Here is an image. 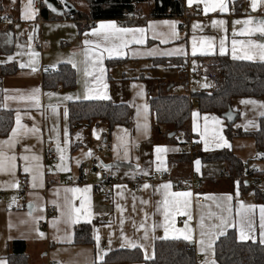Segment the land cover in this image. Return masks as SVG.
<instances>
[{
	"label": "crops",
	"instance_id": "crops-1",
	"mask_svg": "<svg viewBox=\"0 0 264 264\" xmlns=\"http://www.w3.org/2000/svg\"><path fill=\"white\" fill-rule=\"evenodd\" d=\"M46 1L54 3L0 0V17H13V22L0 26V109L14 112L12 130L0 137V142L9 143L0 145V151L16 157L14 167L0 172V259L8 264V254L22 249L15 244L24 242L27 264H104L112 251L136 248L143 259L151 260L155 240L184 239L188 235L191 239L184 240L192 244L198 264H218L214 244L228 230L233 229L240 241L261 243L264 229L260 207L264 203L258 200L248 177L222 176L227 164L221 160L204 162L192 154L189 160L180 158V147L192 140L193 148L203 152L228 149L244 167L248 164L264 175V161L254 139L236 135L228 138L227 121L222 116L197 108L190 114L187 136L178 133L169 139L172 136L165 135L167 128H154L149 100L160 91L189 96L193 91L212 89L208 79L188 77L187 72L197 62L214 60L217 55L234 59L235 52L237 60L264 62L260 50L249 47L250 43H264V35L246 33L257 21H264V0H257L255 10L252 0H225V11L217 8L207 13L203 3L189 6L184 0L192 16L182 28L175 18H147L144 24H124L117 19L76 20L65 17V13H53ZM151 6L152 3L140 5L141 14L134 20ZM22 12H31L34 18H22ZM220 20L225 22L223 26L213 24ZM245 20L252 23H233ZM101 23L144 31L113 33L105 40L91 35ZM37 41H42L40 50L34 47ZM106 48L112 50L111 55ZM246 55L253 58H243ZM60 63L74 68L75 87L45 89L43 74L55 70ZM78 100L126 104L132 109L131 125L110 128L99 119L71 125L68 106ZM230 106L236 114L232 128L245 132L258 129L264 117V97H233ZM193 113H197L195 131ZM47 139L59 156L57 164L45 160L43 142ZM157 147L164 151L156 152ZM92 156L120 182L110 185L96 172H90ZM25 167L30 171L25 172ZM192 171L202 179V189L187 181L181 187L177 185L179 178L185 179ZM158 172L164 176L156 177ZM135 173L151 178L145 183L148 188L132 189ZM165 184L170 187L165 189ZM110 189L113 196L107 201L104 194ZM184 192L192 194L187 197L188 206L177 210L173 202L185 198L173 194ZM165 199L172 213L167 221ZM49 205L55 206V213L41 228L38 221L46 217ZM74 208L80 209L77 223H72L77 215ZM82 224L90 226L91 243H75V229ZM96 236L100 238L99 245Z\"/></svg>",
	"mask_w": 264,
	"mask_h": 264
},
{
	"label": "trees",
	"instance_id": "trees-1",
	"mask_svg": "<svg viewBox=\"0 0 264 264\" xmlns=\"http://www.w3.org/2000/svg\"><path fill=\"white\" fill-rule=\"evenodd\" d=\"M58 7L59 2L52 0ZM70 1V0H69ZM87 11L76 9V13H65V17L76 20L97 21L101 19L119 20L124 24H144L147 18H175L182 28L192 14L185 7L184 0H85ZM152 6L141 18L134 20L141 11L139 6L150 4ZM44 10V7H42ZM220 75V83L217 89H203L193 91L189 96L184 94L160 93L149 100L154 128L164 126L167 128L165 135L181 133L187 136V127L192 110L197 108L200 112H212L222 116L231 109L230 101L233 97H264V62L243 61L230 59L228 56L217 55L214 59ZM11 71V70H9ZM43 87L64 88L75 87V70L67 63H60L55 70L45 71L42 78ZM69 122L99 119L108 124L110 128L121 124L130 126L132 109L126 104L112 103L109 100L75 101L69 104ZM236 118V116H235ZM236 121V120H235ZM14 123V112L8 109H0V137L10 133ZM235 123V122H234ZM233 123V124H234ZM233 124L227 123L225 134L228 138L236 136L252 137L260 157L264 161V117H261L259 127L254 131H242L232 128ZM194 146V144H193ZM192 157H199L202 161H223L227 164V175L230 178L247 176L244 163L228 149L203 152L193 148ZM181 159L189 160V153H183ZM257 175H262L257 173ZM257 191V189H255ZM258 200L264 203V193L257 191ZM75 243H91V231L89 225H80L75 229ZM15 246H21L20 251L9 253L8 264H27L24 254V242H18ZM215 261L218 264H264V244L258 241H240L234 230H228L214 244ZM154 257L151 260L143 259L142 252L134 250L112 251L106 257L104 264L122 262H143V264H198L195 250L192 244L184 239H157L154 243ZM94 264H103L94 262Z\"/></svg>",
	"mask_w": 264,
	"mask_h": 264
},
{
	"label": "built area",
	"instance_id": "built-area-1",
	"mask_svg": "<svg viewBox=\"0 0 264 264\" xmlns=\"http://www.w3.org/2000/svg\"><path fill=\"white\" fill-rule=\"evenodd\" d=\"M13 22V17L9 14H2L0 17V26L9 24ZM42 41H37L34 44V47L37 49H41L42 47ZM188 77H193L196 79H203L206 78L208 79L211 84H212V89H217L220 83V75L218 71V67H216V63L214 60H209L207 62L205 61H199L197 62L192 68L188 69L187 72ZM193 141L190 140L186 145H183L180 147V150L182 153H189L190 155L193 153ZM104 150H100L99 152H103ZM43 154L45 157V160L47 162H50L52 164H57L59 162V156L56 152V149L52 143L51 140H44L43 142ZM89 167H90V172L94 171L96 172L100 179L103 182H107L110 185L117 184L120 182L119 178L115 174H110L106 168L102 167V164L100 163L99 160H97L94 156L91 157L89 161ZM245 167L247 169V176L248 179L250 180L251 185L257 189L260 193H264V175H257L253 169L248 167V164H245ZM89 172V173H90ZM222 176L227 175L226 170H222L221 172ZM156 177H163L164 173L158 172L155 174ZM131 187L133 190H140L143 188L144 184L151 180V178L145 177L142 174H137L135 173L132 176L131 179ZM187 181L191 185H194L197 187V189H202L203 187V181L198 175V173L192 171L189 176H187L185 179L184 178H179L177 180V185L182 186L184 182ZM104 199L107 201H111L112 199V189L108 190L104 194ZM46 217L44 219H41L38 221V226L41 228L46 227L47 219L50 218L55 213V206L54 205H49L46 208Z\"/></svg>",
	"mask_w": 264,
	"mask_h": 264
},
{
	"label": "snow or ice",
	"instance_id": "snow-or-ice-1",
	"mask_svg": "<svg viewBox=\"0 0 264 264\" xmlns=\"http://www.w3.org/2000/svg\"><path fill=\"white\" fill-rule=\"evenodd\" d=\"M203 3L204 4V11L205 13H207L208 11H215L217 8H219V10L221 12L225 11V0H188V4L189 6H191L193 3ZM30 3H31V0H30ZM251 7L253 10L256 9L257 7V0H252V4H251ZM53 11H55V9H53ZM22 18H28V19H32L34 18V14L31 13V12H28V13H24L22 12ZM167 23V22H165ZM224 21L223 20H220V21H213V24L216 25V24H219L221 26L224 25ZM234 24H240V23H244L245 25H248V24H251L252 21L251 20H245V21H234L233 22ZM173 27H175V25L173 24ZM197 26L196 25H193V28H196ZM144 29H127V28H117L116 25L114 23H101L99 24L95 29H93L91 35H94V36H103L105 40H107L109 38V35L110 34H113V33H130V32H143ZM256 32H259L261 35H264V21H257L256 22V26L254 28H249V29H246V33L248 35H252ZM243 34V33H242ZM88 35V34H86ZM235 35V33H234ZM133 42L135 43H143L142 40H134ZM89 41L88 40H85L84 41V44L85 45H88ZM237 42L234 40L233 41V45L235 46ZM221 54H224L223 52V41H221ZM97 47H99V45H97ZM250 48H256V49H259V55H260V58L262 60H264V43H261V44H251L249 45ZM105 51H108L109 52V55H111V49H105ZM193 54L195 55L196 54V47L195 45L193 46ZM233 58H237L236 55H235V52L233 54ZM243 58H247V59H252L253 57L252 56H245ZM9 59H11V57H9ZM21 67H23V65H21ZM101 71H103V69H101ZM87 74V73H86ZM101 99H107L108 97L107 96H101L99 97ZM248 103H254L252 101H248ZM197 116V113H193V117H194V131H195V117ZM205 119H207V117H205ZM215 119V118H213ZM20 124V120H19V117H17V125L19 126ZM17 132V129L14 128L13 129V134H15ZM5 143H9V142H0V145L2 144H5ZM226 143V142H225ZM164 151V149L160 148V147H157L156 148V152H162ZM88 155H91V153H88ZM16 157L15 156H7L3 151H0V172L2 171H5L6 169H11L12 167H14V164L13 162L15 161ZM21 159H24V160H27L28 157H21ZM35 159V158H34ZM61 159H63V157H61ZM102 167H106V166H103ZM25 172H29L30 169L28 167H25L24 169ZM149 185L148 184H145L144 185V188H148ZM163 187L165 189L169 188L170 187V184H165L163 185ZM72 192H77V191H80V189H71ZM84 191H87V189H85ZM175 197L177 198H180V197H183L185 199L183 200H180V199H176L174 202H173V207H175L177 210H179L181 208V206L183 207H187L188 206V200H187V197L191 196L192 194L191 193H188V192H184V193H174L173 194ZM228 199L230 200L231 197H228ZM165 203V220L167 221L168 220V217L172 214L171 211H169V201L167 199H165L164 201ZM84 207V204L82 202L81 204V208ZM254 207V206H253ZM73 211L75 213H77L75 219L72 220V223H77L79 222L80 220V209H73ZM260 218H261V228L264 229V207H260ZM84 215H87V213L85 212ZM185 229L187 230V224L185 225ZM165 231L167 232V226H165ZM223 234V233H221ZM203 235V233H202ZM95 239L97 240V244L99 245V236H96ZM184 239L188 240V239H191L190 236L188 235H185L184 236ZM241 239H245L244 235L241 234ZM200 243H203V241H200ZM261 243H264V231H262L261 233ZM131 247H136L137 245L135 244H131L130 245ZM209 247H211V245H209ZM0 264H6V262L2 259H0Z\"/></svg>",
	"mask_w": 264,
	"mask_h": 264
},
{
	"label": "water",
	"instance_id": "water-1",
	"mask_svg": "<svg viewBox=\"0 0 264 264\" xmlns=\"http://www.w3.org/2000/svg\"><path fill=\"white\" fill-rule=\"evenodd\" d=\"M59 2V6L57 7L55 3H52L50 1H46V5L50 11H52L55 14H74L76 13V7L73 2H70L69 0H57ZM55 9V11H53ZM235 112L233 110H228L225 112L222 117L227 121L229 124H233L235 122ZM174 133H170L168 136H173Z\"/></svg>",
	"mask_w": 264,
	"mask_h": 264
},
{
	"label": "rangeland",
	"instance_id": "rangeland-1",
	"mask_svg": "<svg viewBox=\"0 0 264 264\" xmlns=\"http://www.w3.org/2000/svg\"><path fill=\"white\" fill-rule=\"evenodd\" d=\"M74 3L76 9L81 11H87V2L85 0H70Z\"/></svg>",
	"mask_w": 264,
	"mask_h": 264
}]
</instances>
